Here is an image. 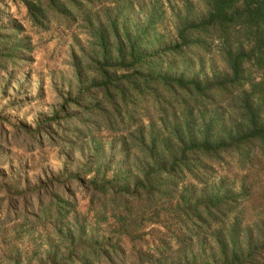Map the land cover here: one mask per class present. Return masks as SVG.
<instances>
[{
	"label": "trees",
	"instance_id": "16d2710c",
	"mask_svg": "<svg viewBox=\"0 0 264 264\" xmlns=\"http://www.w3.org/2000/svg\"><path fill=\"white\" fill-rule=\"evenodd\" d=\"M18 1L38 29H84L59 78L70 87L33 135L78 164L67 181L9 194L0 231L61 223L35 264H264V200L248 214L254 183L219 174L264 160V0ZM5 11L0 75L31 51ZM10 176L17 186L24 173ZM73 181L90 211L80 220L68 217Z\"/></svg>",
	"mask_w": 264,
	"mask_h": 264
},
{
	"label": "rangeland",
	"instance_id": "374dc122",
	"mask_svg": "<svg viewBox=\"0 0 264 264\" xmlns=\"http://www.w3.org/2000/svg\"><path fill=\"white\" fill-rule=\"evenodd\" d=\"M183 1L162 0V4L166 8H173ZM0 6L6 9L10 18L21 23L23 34L28 36L31 45L29 60L19 62L9 74L3 72L0 75L1 219V208L9 194L32 190L30 188L47 178L54 179L57 176V180L67 181V176L78 164L77 152L70 151L69 155L65 149L51 145L45 139L38 144L33 135L36 121L48 117L68 91L70 85H63L59 78L71 72L70 55L86 36L84 29L76 23L71 26L51 23L45 30L32 26L25 15L24 6L18 0H0ZM166 12L169 16V9ZM8 77L10 82L5 83ZM254 159L256 163L247 166L248 169H242L234 162L230 168L219 170V174L225 176L235 189H239L241 184L248 188L254 183L249 201L244 204L249 207L248 214L264 200L261 194L264 189V160ZM19 168L23 170L24 177L14 186L9 179L10 174ZM70 186L74 202L68 217L71 219L77 214L80 220L82 215L90 213L87 198L76 181ZM18 221L19 218H16L1 225L4 232L0 231V264H13L14 260L16 264H35L57 240L54 230L56 226H61L59 222L52 223V220L45 219L17 232L12 224ZM94 264L108 263L101 260Z\"/></svg>",
	"mask_w": 264,
	"mask_h": 264
}]
</instances>
